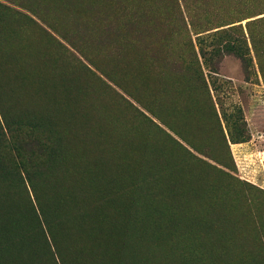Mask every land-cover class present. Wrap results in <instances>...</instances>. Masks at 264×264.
<instances>
[{"label": "rangeland", "instance_id": "1", "mask_svg": "<svg viewBox=\"0 0 264 264\" xmlns=\"http://www.w3.org/2000/svg\"><path fill=\"white\" fill-rule=\"evenodd\" d=\"M5 35L126 134L119 163L15 101ZM0 264H264V0H0Z\"/></svg>", "mask_w": 264, "mask_h": 264}, {"label": "trees", "instance_id": "2", "mask_svg": "<svg viewBox=\"0 0 264 264\" xmlns=\"http://www.w3.org/2000/svg\"><path fill=\"white\" fill-rule=\"evenodd\" d=\"M240 33L239 28L223 31L225 37ZM4 37V38H3ZM2 38L4 62L1 73L5 74L9 84L13 86L15 101L27 107H45L53 112L70 131L76 149L88 153L94 146V153L111 163H119L120 152L126 134L116 135L103 122L102 114L96 113L91 107L82 103L85 93L82 88L73 84L61 70L56 75L49 74L45 69L42 48L35 43L20 46L12 36ZM242 43L237 38L233 44ZM237 46H227L235 48ZM218 49L213 48V54ZM240 51V50H238ZM29 56L31 57L29 60ZM20 104V105H21ZM141 154L136 161L142 166L148 165V159ZM133 163L135 161H132ZM131 163V162H130Z\"/></svg>", "mask_w": 264, "mask_h": 264}]
</instances>
